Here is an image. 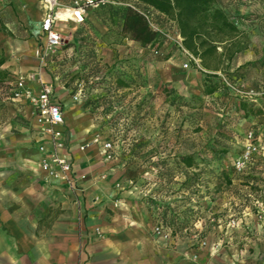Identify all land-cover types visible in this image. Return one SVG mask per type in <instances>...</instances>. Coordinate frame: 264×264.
Segmentation results:
<instances>
[{"label": "rangeland", "instance_id": "374dc122", "mask_svg": "<svg viewBox=\"0 0 264 264\" xmlns=\"http://www.w3.org/2000/svg\"><path fill=\"white\" fill-rule=\"evenodd\" d=\"M217 2L249 45L216 78H205L187 63L174 24L154 12L145 11L159 30L156 45L142 48L125 38L105 5L124 7L126 0L96 1L79 29L61 33L62 43L43 69L71 102L65 110L74 107L75 120L87 125L88 131L76 136L79 144L95 147L102 161L123 172V187L139 191L152 221L164 213L186 228L176 233L181 240L197 234L204 248L212 249L210 255L224 256L219 264H264V233L256 228V203L264 205V156H254L241 174L233 169L245 133L264 134V120L244 117L238 108L242 99L221 84L223 77L260 95L251 108L264 115L259 101L264 99V0ZM22 126L0 103V140L9 143L8 149L0 146V157L7 158L0 166V189L9 192L7 204L37 221L55 201L51 180L43 173L37 178L33 169L40 171L39 160L37 166L32 162L38 152ZM106 143L112 149L104 154ZM183 156L192 158L191 168L182 165ZM231 219L241 221L240 228L231 231ZM182 264L201 263L191 254Z\"/></svg>", "mask_w": 264, "mask_h": 264}, {"label": "crops", "instance_id": "0c3cea01", "mask_svg": "<svg viewBox=\"0 0 264 264\" xmlns=\"http://www.w3.org/2000/svg\"><path fill=\"white\" fill-rule=\"evenodd\" d=\"M71 1L60 0V4L67 6ZM0 15L6 19L0 21V70L14 78L39 71L41 81L51 84L44 69L39 70L36 56L43 41L44 0H0ZM81 26L69 20L57 27L62 33ZM25 84L33 94L39 92L37 81L27 79ZM52 90L63 115L61 155L72 166L70 178L75 188L68 190L52 180L49 194L55 206L37 221H30L7 204L9 192L0 189V264H182V259L191 254H197L201 264H219L224 256L210 255L211 248L197 250V241L191 237L184 241L175 234L169 242L153 237L154 220L139 203V191L123 187V172L102 161L95 147L79 144L76 136L80 131L87 132V125L78 124L75 108L65 110L71 102L65 101V95L53 85ZM5 93L0 89V103L26 126L20 128L30 131L29 143L36 147L38 134L32 104L6 99ZM259 101L264 103L263 98ZM0 141V146L8 149V141ZM39 159L36 153L33 164ZM5 163L7 158L1 156L0 166ZM33 169L40 179L42 172L37 167ZM256 228L264 233V223L256 222Z\"/></svg>", "mask_w": 264, "mask_h": 264}, {"label": "built area", "instance_id": "2783aa9c", "mask_svg": "<svg viewBox=\"0 0 264 264\" xmlns=\"http://www.w3.org/2000/svg\"><path fill=\"white\" fill-rule=\"evenodd\" d=\"M103 1L108 0H100V2ZM44 2L46 15L41 22L43 41L39 45L36 54L39 70L44 68L47 56L53 54L62 43V34L57 27L58 23H65L70 20L78 26L82 25L88 9L95 5L96 0H72L67 6L61 5L60 0H44ZM141 14L147 20L149 26L154 31L159 32L158 28L152 24L150 16L146 13ZM176 44L185 56L187 63H193L198 70L202 71L198 66V61L182 49L177 33ZM187 63L184 65V68L187 67ZM38 72L28 77H17L10 84V88L5 90L6 99L11 101H27L32 104L35 129L38 134L36 149L40 155L39 169L43 173L44 179L58 181L68 190H73L75 187L70 178L72 166L61 155L63 148V132L61 130V126L63 125L62 109L60 104L53 98L52 85L42 82ZM27 79L38 82L39 92L37 94H33L26 86ZM221 84L230 93L249 103H255L256 97L260 96L240 90L232 82L223 77H221ZM261 95H264V92ZM102 149L105 154L112 148L109 143H106ZM262 154H264V134L262 132L255 134L253 131H247L242 151L233 162L234 171L241 174L251 164L254 156ZM256 210L257 222L264 223V205L256 203ZM236 226L237 222L234 219L228 221L229 228H235ZM96 232L98 233V230ZM152 235L154 238L164 242H169L173 237L171 229L157 220H154ZM191 238L197 241L198 248L206 246L205 241L197 238V234H193Z\"/></svg>", "mask_w": 264, "mask_h": 264}, {"label": "trees", "instance_id": "16d2710c", "mask_svg": "<svg viewBox=\"0 0 264 264\" xmlns=\"http://www.w3.org/2000/svg\"><path fill=\"white\" fill-rule=\"evenodd\" d=\"M126 1L129 5L119 8L105 5L110 16L119 19L120 30L125 38L138 43L142 48L156 45L159 41V32L154 31L141 14L145 11L154 12L174 24L182 49L198 61V66L204 72L198 70L193 63H190L191 66L202 72L205 78H216V72L226 70L237 55L248 49L249 41L246 34L228 18L218 6L217 0ZM1 28L3 30V26ZM2 64L3 60L0 58V66ZM15 79L0 70V89L8 90ZM238 103L239 111L244 117H262L264 120L262 110H253L252 103L244 100H239ZM180 161L185 168H191L193 165L190 156H183ZM226 177L229 183L230 178ZM153 217L170 228L172 235L186 230L180 226L178 228L172 220L165 219L164 213L160 219L155 215Z\"/></svg>", "mask_w": 264, "mask_h": 264}]
</instances>
